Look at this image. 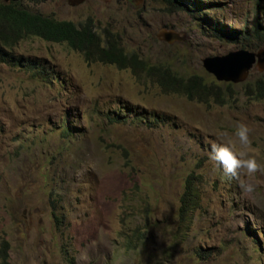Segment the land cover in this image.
Listing matches in <instances>:
<instances>
[{"label": "rangeland", "instance_id": "rangeland-1", "mask_svg": "<svg viewBox=\"0 0 264 264\" xmlns=\"http://www.w3.org/2000/svg\"><path fill=\"white\" fill-rule=\"evenodd\" d=\"M22 2L89 22L101 36L108 29L126 52L208 81L217 80L202 58L264 50V0ZM12 50L44 58L57 80L0 63V237L11 264H264V173L241 177L255 186L244 194L210 159V144L244 123L264 167V100L243 94L245 83L264 77V65L254 63L242 82L217 81L230 83L233 96L205 105L129 69L87 63L65 43L28 37ZM190 173L200 207L184 228L177 211ZM50 191L64 200L61 229ZM126 196L140 210L127 214L130 228L149 210L146 237L132 248L123 235Z\"/></svg>", "mask_w": 264, "mask_h": 264}, {"label": "trees", "instance_id": "trees-1", "mask_svg": "<svg viewBox=\"0 0 264 264\" xmlns=\"http://www.w3.org/2000/svg\"><path fill=\"white\" fill-rule=\"evenodd\" d=\"M28 1L38 4L45 0ZM165 1L172 3V0ZM28 37H37L47 42L65 43L69 48L81 53L87 63L98 61L113 64L119 69H129L133 75L137 77L143 76L155 82L164 93L183 95L187 99L201 104L223 105L228 103L233 96L230 83L224 84L215 80L208 81L198 74L185 76L168 65L151 63L135 52H126L119 43V36L108 29L101 36L93 29L92 24L89 22L76 25L72 21L59 20L33 11L22 0L15 2L0 0V63L32 70L34 71V76L47 83L57 80V77H50V75H53V72H51L52 66L44 58L13 52L12 49L16 44ZM259 37L263 36L259 34ZM243 94L248 98L264 100V77H259L252 83H245ZM115 118L119 119V116ZM136 119L143 121V119L146 120V117L139 114ZM48 197L54 225L57 229H61L65 223V215L63 212H60L64 205V200L62 197L56 196L53 191L49 192ZM121 202L125 209V217L122 220L125 247L132 248L146 237L145 230L149 210L147 207L143 211L141 210L145 218L142 226L137 225L130 228L129 221L126 220L129 216L127 214L133 213V210L136 211L138 208L133 203L131 205L128 204L130 201L127 196L126 199L123 197ZM199 207L200 193L197 179L190 173L185 177L183 191L179 198L178 222L184 228H188L193 219L194 212ZM138 212L140 213V210ZM9 250V241L1 236L0 264H11ZM60 250L64 255H68L67 245L62 244ZM67 257L69 258V256ZM70 261L73 263L72 259Z\"/></svg>", "mask_w": 264, "mask_h": 264}, {"label": "clouds", "instance_id": "clouds-1", "mask_svg": "<svg viewBox=\"0 0 264 264\" xmlns=\"http://www.w3.org/2000/svg\"><path fill=\"white\" fill-rule=\"evenodd\" d=\"M249 133V127L240 123L235 129L233 138L218 137L217 142L210 144V159L221 166L223 175L228 180L237 182L244 194L254 191L255 186L241 177H251L257 172L264 173V167L250 153L252 141Z\"/></svg>", "mask_w": 264, "mask_h": 264}, {"label": "water", "instance_id": "water-1", "mask_svg": "<svg viewBox=\"0 0 264 264\" xmlns=\"http://www.w3.org/2000/svg\"><path fill=\"white\" fill-rule=\"evenodd\" d=\"M4 2L18 0H3ZM168 38V37H166ZM202 67L214 76L217 81L238 83L248 75L254 63L264 65V50L251 52L245 49L229 51L224 55L207 56L201 60Z\"/></svg>", "mask_w": 264, "mask_h": 264}]
</instances>
